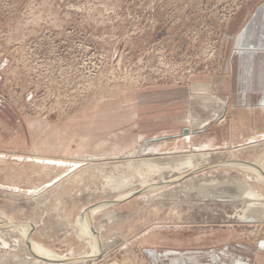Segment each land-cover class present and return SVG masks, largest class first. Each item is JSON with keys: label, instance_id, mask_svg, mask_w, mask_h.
<instances>
[{"label": "rangeland", "instance_id": "rangeland-1", "mask_svg": "<svg viewBox=\"0 0 264 264\" xmlns=\"http://www.w3.org/2000/svg\"><path fill=\"white\" fill-rule=\"evenodd\" d=\"M261 1L0 0V97L7 104L0 115V210L26 222L29 236L43 246L77 256L75 264H155L141 242L153 229L180 245L231 233L232 241L255 250L264 241V223L239 220L243 202L204 201L184 191L211 177L249 180L228 167L136 193L97 213L94 229L106 243L94 259L85 257L91 247L74 225L87 207L119 200L125 189L104 185L130 158L194 150L222 164L264 153V140L211 149L214 140L204 143L206 137L190 143L174 137L192 126L201 135L211 123L201 116L222 112L220 99L200 85L219 84L226 26L243 4ZM176 138L181 144L175 147L160 142ZM252 179L263 193L264 184ZM0 219V264H44ZM254 262L264 264V255Z\"/></svg>", "mask_w": 264, "mask_h": 264}, {"label": "crops", "instance_id": "crops-1", "mask_svg": "<svg viewBox=\"0 0 264 264\" xmlns=\"http://www.w3.org/2000/svg\"><path fill=\"white\" fill-rule=\"evenodd\" d=\"M220 58L221 78L226 85L227 98L220 89L222 79L215 86L206 88L200 85V90L208 91L210 98H219L223 110L220 114L215 112L211 118L201 116L202 121H211L201 135H197L193 126L189 134L175 135L184 138L182 143H190L192 138L194 142L198 136L206 137L203 142L214 140V148L211 149H215L264 140V1L246 3L237 10L226 26ZM209 90H217V95L209 93ZM210 101L214 102L212 99ZM218 101L215 103L218 104ZM6 105L0 97V115L1 108ZM214 123H217L216 131H210ZM209 132L216 135L209 138ZM160 142H165L168 148L181 144L177 138ZM219 234H214L208 243L180 245L173 243V237L164 230L153 229L143 234L141 242L155 264H255L254 261L264 255L263 240L253 250L232 241L235 235L231 233ZM151 235L152 239L147 240ZM168 238H171L170 242Z\"/></svg>", "mask_w": 264, "mask_h": 264}, {"label": "bare ground", "instance_id": "bare-ground-1", "mask_svg": "<svg viewBox=\"0 0 264 264\" xmlns=\"http://www.w3.org/2000/svg\"><path fill=\"white\" fill-rule=\"evenodd\" d=\"M232 148L233 147L228 148L230 153L234 152V149ZM194 149L197 148L194 147ZM245 149L247 150V148H244V150ZM209 158L210 153L208 152L191 150L190 152L181 154L168 153L166 155L142 158L134 157L126 160L127 162L121 165V167L124 168L123 171L113 173L106 179L104 190L110 189L111 191L118 192L127 189L128 191L126 193H124L125 190L122 193L118 192L121 194V196H119V200L117 201L109 200L87 207L80 213L75 221L74 230L77 233L78 239L81 242L85 240L91 247V251L86 253L85 257H93L92 259H94L106 243V241L102 239V236H100L98 232H95L94 229L93 217L97 213L113 205H116L121 201L128 200L129 198L137 195L136 193L143 194L146 192L149 193L151 191H156V189L159 190L162 187L170 185L172 182H177L181 179H185V177L187 178V176L189 175H193L202 171L204 172L208 169H214L218 167H228V169L235 168L237 170H243L244 172L248 173L247 177L249 180L237 177L230 178L229 176L215 177L213 179L211 177L209 179L197 182L196 184L193 182L191 186H186L184 191H187L186 193L191 194L195 193V197L197 196L204 201L211 200L243 202L244 206L241 208V210L235 213L236 217L238 216L239 220L243 222L264 223V191L262 190V193L252 185L253 182H249L250 179L254 178L258 182L264 184V153H261V155L259 156H255L253 161L227 158L222 164L219 162L211 163L209 161ZM118 168L119 166L117 167V169ZM166 172L168 173V176H171L172 178L168 177L169 179H165L164 181L160 182L151 179L153 175H158L161 177ZM138 179H141L139 185L136 184ZM207 184L213 185L207 186ZM114 214L109 213V218L116 217ZM0 217L7 220V223L5 222V227L16 228L21 236L25 239V243L31 255V258H41L43 259L44 264H75L78 260V257L73 256V254L69 257L63 254H58L50 248H47L38 243L31 236H29L30 226L26 222H16L1 210ZM1 221L2 220L0 219V222Z\"/></svg>", "mask_w": 264, "mask_h": 264}, {"label": "water", "instance_id": "water-1", "mask_svg": "<svg viewBox=\"0 0 264 264\" xmlns=\"http://www.w3.org/2000/svg\"><path fill=\"white\" fill-rule=\"evenodd\" d=\"M185 132L186 133H190V130L189 129H185ZM123 202V201H122ZM119 203H121V202H119Z\"/></svg>", "mask_w": 264, "mask_h": 264}]
</instances>
